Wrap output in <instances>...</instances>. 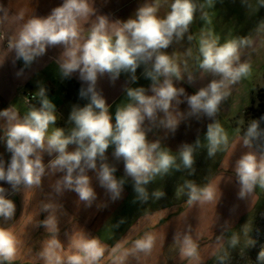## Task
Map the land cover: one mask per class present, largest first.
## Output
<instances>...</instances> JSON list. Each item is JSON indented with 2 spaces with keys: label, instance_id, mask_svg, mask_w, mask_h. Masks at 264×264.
I'll use <instances>...</instances> for the list:
<instances>
[{
  "label": "crops",
  "instance_id": "obj_1",
  "mask_svg": "<svg viewBox=\"0 0 264 264\" xmlns=\"http://www.w3.org/2000/svg\"><path fill=\"white\" fill-rule=\"evenodd\" d=\"M64 0H0V111L9 108L23 117L36 105L26 103L24 93L44 87L46 94L56 105V123L49 126V133L56 128H63L68 134L74 126L70 114L74 108L84 107L90 101L81 97L82 88L87 84L80 79L79 73L64 77L59 65L64 57L63 46L48 47L46 52L31 64L17 59L12 48L23 25L33 17H47L52 10L62 5ZM154 0H88L90 14L79 21L82 44L91 27L98 22V16L107 17L111 35L122 27L120 21L133 18L144 4ZM172 0H159L158 15L163 17L170 10ZM197 11L189 30L180 40H174L164 49L172 61L179 66L178 80L171 77L177 88L184 89V95L174 101L170 113L179 121L175 131L163 126L165 118L157 112L151 120L145 119L142 128L149 142H159L161 150L169 151L179 163L180 149L184 145H193L194 163L191 169L169 170L160 174L145 185L147 200L138 197L134 190V180L125 172L123 158L115 156L114 145L110 146L103 157L96 161V170H86L90 178L95 197L90 202L81 201L78 194L61 187L64 172L49 167V162L56 154L42 153L45 173L39 187L33 185L13 190L7 182L0 181V187L6 189L7 198L15 204L14 215L10 219L0 217V230L12 235L16 242L15 256L11 260H2L0 264H46L43 253L47 250L65 258L75 254L74 244L82 238H95L104 249V254L97 264H170L174 252L169 247L177 242L180 250L176 253L175 263L187 261L189 246L184 244L188 237L192 244L197 238L207 234H219L232 227L233 223L223 224L219 229L205 230V226L188 230L185 224L190 221L186 212L189 204V188L185 181L208 182L207 190L213 193L212 199L231 198L225 193L231 192L234 185L240 187L235 174L237 160L249 149L242 143L243 135L236 124L235 117L251 105L254 96V82L264 71V6L261 0H194ZM209 32L219 38V43L248 38L252 45L240 49V62L248 63L250 71L238 82L230 84L225 90L229 95L219 105L214 118L206 115H190L187 96L206 87L218 77L208 74L200 68V40ZM192 39L189 40L188 36ZM149 70L151 66H148ZM145 67L137 68L133 79L130 72L121 71L117 76L110 73L100 74L96 81V90L104 97L109 106V113L115 122V112L132 102L127 96L129 88H144L147 95H152V81L144 75ZM189 77L192 79L189 80ZM39 96V95H38ZM218 122L227 136V144L221 145L212 158L207 154L208 141L205 138L207 126ZM8 122L0 118V161L5 167L10 162L11 153L7 150L4 135ZM199 139V146L195 145ZM46 146V144H45ZM69 151L75 145H69ZM108 164L115 169L114 176L121 180L122 187L118 197L101 184L98 170L101 164ZM233 187V188H232ZM157 190L163 195L156 198ZM235 198L238 196L234 191ZM176 200L174 203L156 205L158 200ZM184 199V200H183ZM203 196L197 200V209H202ZM258 194L255 189L244 198L235 210L241 214L249 212L256 204ZM45 207H49L45 210ZM226 210V208L224 209ZM194 210H190L192 212ZM188 213V214H189ZM49 217V218H48ZM48 218V229L42 224ZM196 230L195 234H189ZM213 234V235H214ZM152 239L150 249L141 250L137 241ZM52 240H58L61 247L49 248Z\"/></svg>",
  "mask_w": 264,
  "mask_h": 264
},
{
  "label": "clouds",
  "instance_id": "obj_2",
  "mask_svg": "<svg viewBox=\"0 0 264 264\" xmlns=\"http://www.w3.org/2000/svg\"><path fill=\"white\" fill-rule=\"evenodd\" d=\"M261 4L264 6V0ZM159 6V0L144 4L133 18L120 21L122 27L114 35L110 34L107 17L98 16V22L91 27L82 44L77 43L80 38L79 21L90 14L88 0H64L47 17H33L23 25L12 45L17 59H22L26 65L31 64L48 47L63 46L60 73L70 77L78 72L80 79L87 84L80 95L90 102L73 109L69 120L74 126L68 134L63 128L49 133V126L56 123V105L48 98L44 87L38 89L40 107L31 108L22 118L9 108L0 111V118L8 122L3 138L11 153L6 167L0 161V181L10 184L13 190L33 185L39 187L46 168L42 153H55V159L48 166L65 173L57 190L61 187L72 189L81 201L90 202L95 193L86 170H96L97 159L114 145L115 156L123 158L125 172L134 180L135 192L140 199L147 200L145 185L157 175L168 174L173 167L175 170L192 168L193 145L181 147L177 163L169 151L161 150L159 142H149L142 128L145 119H153L157 112L164 114L161 123L165 128L173 132L177 128L179 121L172 117L170 109L174 101L184 95V89L177 88L171 77L175 76L178 80L182 77L179 66L163 50L174 40L184 37L197 11L194 0H172L170 10L161 17L158 15ZM2 8L3 5H0ZM188 39L191 40L192 36L189 35ZM251 45L252 41L248 38L220 44L219 38L211 32L201 38L199 66L218 79L211 80L206 87L187 96L190 115L203 114L210 118L217 115L219 105L229 95L225 89L250 71L248 63L240 62V49ZM141 65L145 67L146 78L152 81L153 94L147 95L142 87L129 88L127 96L132 102L116 110L113 123L106 100L96 90L97 77L104 73L117 76L124 71L132 73L135 79L134 74ZM205 138L210 158L215 156L221 145L227 144L224 129L215 121L207 126ZM257 141H264V130L260 129L258 121H252L242 140L249 151L235 165L241 198L251 195L257 186L264 187V143L257 150ZM69 145H75V150L69 151ZM195 145L199 146V139ZM114 171L108 164H101L98 178L115 198L119 196L123 182L117 180ZM193 185L194 182L185 181L190 200H199L201 196L212 199L211 191H198ZM153 195L159 198L163 193L157 190ZM14 212V202L7 198L6 189L0 187V217L10 219ZM48 218L42 223L47 229ZM136 243L139 249L147 250L152 246V239L149 237ZM231 243L235 245L237 240L233 238ZM184 244L189 246L187 254L194 255L196 246L188 237H185ZM73 246L75 254L68 255L66 259L46 250L43 253L46 264H97L104 254V249L95 238H82ZM55 247H61L58 240H52L49 245V248ZM15 251L14 237L0 230V261L11 260ZM258 259H264V252Z\"/></svg>",
  "mask_w": 264,
  "mask_h": 264
},
{
  "label": "rangeland",
  "instance_id": "obj_3",
  "mask_svg": "<svg viewBox=\"0 0 264 264\" xmlns=\"http://www.w3.org/2000/svg\"><path fill=\"white\" fill-rule=\"evenodd\" d=\"M264 92V71L256 78L254 82V94L257 100L253 103L252 108H246L238 116L235 117L236 124L239 129H247L248 124L256 119L261 102L258 100L259 94ZM208 182H194V187L198 191L207 188ZM233 188V187H232ZM238 196L235 198V193ZM231 192L225 193L231 198L221 197L218 199L202 200V209H197V200H188L189 206L186 217L190 224L186 223L185 228L193 229V226L202 228L212 225V228L205 230L219 229L223 224L233 223L232 227L223 230L219 234H207L197 238L194 242L196 252L192 256H185L187 261L179 264H264V259H258L261 252H264V187L257 186L255 192L258 199L255 206L246 214H241V210H235L244 198L239 196L240 187L234 185ZM189 197L185 198L188 199ZM184 200V199H183ZM176 200H158L156 205H164L174 203ZM164 203V204H163ZM226 208V210H224ZM190 210H194L189 213ZM189 213V214H188ZM193 225V226H192ZM196 230H191L189 234H195ZM214 234V235H213ZM235 238L237 243L232 245L231 241ZM175 242L169 247V251L174 252L170 264L175 263L176 253L180 250ZM188 249V248H187ZM188 253V252H186Z\"/></svg>",
  "mask_w": 264,
  "mask_h": 264
},
{
  "label": "trees",
  "instance_id": "obj_4",
  "mask_svg": "<svg viewBox=\"0 0 264 264\" xmlns=\"http://www.w3.org/2000/svg\"><path fill=\"white\" fill-rule=\"evenodd\" d=\"M256 100H257V96L254 94L251 105H253V103H255ZM258 100L261 102V104H260V110H259L258 115H255L256 119L253 120V121H258L259 122L260 129L264 130V92L259 94ZM251 105L248 106L247 108L248 109L249 108H252ZM83 106H85V105H83ZM251 123L252 122H250L248 124V127H249V125ZM245 131H246V129H241V134L243 135ZM262 143H264V141H257L256 142L257 150H259V145L262 144Z\"/></svg>",
  "mask_w": 264,
  "mask_h": 264
},
{
  "label": "built area",
  "instance_id": "obj_5",
  "mask_svg": "<svg viewBox=\"0 0 264 264\" xmlns=\"http://www.w3.org/2000/svg\"><path fill=\"white\" fill-rule=\"evenodd\" d=\"M24 99L26 103L32 104V105L34 104L40 107V97L36 93H33V92L24 93Z\"/></svg>",
  "mask_w": 264,
  "mask_h": 264
}]
</instances>
